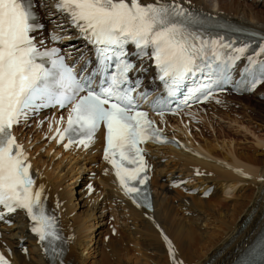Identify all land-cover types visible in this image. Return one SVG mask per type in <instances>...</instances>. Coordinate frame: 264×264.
<instances>
[{
    "label": "bare ground",
    "instance_id": "obj_1",
    "mask_svg": "<svg viewBox=\"0 0 264 264\" xmlns=\"http://www.w3.org/2000/svg\"><path fill=\"white\" fill-rule=\"evenodd\" d=\"M174 1L203 12L215 10L225 19L264 30V0H252L249 7L236 0L230 3L218 0L215 6L203 0ZM34 2L44 23V28L36 32L37 40L46 39L51 30H72L55 8L56 0ZM79 46L77 42L72 49ZM249 96L255 104L242 102V97L233 99L221 95L217 103L190 108L186 117L176 124L175 119L168 118L167 132L179 140V147H146L153 187L152 211L137 206L125 194L112 165L101 157V134H96L88 147L74 143L65 149L64 142L57 143V135L49 138L55 129L50 121L45 123L46 136L28 127L32 120L15 127L17 140L37 170L38 182L47 190L53 213L59 216L66 246L64 261L71 264H228L234 260L264 224V159L248 155L241 150L243 145L232 138L225 140L226 134L212 122L214 118L235 121L239 107L253 109L254 124L264 132V107L261 106L264 84ZM49 113L50 119L57 115L56 110ZM42 117H37L35 122ZM195 118L197 124L203 123L204 136L211 130L218 139L204 136L196 139L188 126L196 123ZM253 135L252 146L264 149V137L254 132ZM168 159L174 163L163 162ZM83 170L89 174L74 189ZM189 176L195 180L192 187L188 182L177 189L169 185L171 179ZM208 187H212L209 196L202 197V190ZM106 208L111 209L109 214L118 227L115 234L107 230L102 236L101 225L106 217L112 218L103 214ZM17 218L12 225L0 228V246L10 264H48L41 247L28 234L26 221L19 215ZM87 228H91L89 233H85ZM123 240L130 242V246L132 243L133 252L122 247ZM168 241H171V252Z\"/></svg>",
    "mask_w": 264,
    "mask_h": 264
},
{
    "label": "snow or ice",
    "instance_id": "obj_2",
    "mask_svg": "<svg viewBox=\"0 0 264 264\" xmlns=\"http://www.w3.org/2000/svg\"><path fill=\"white\" fill-rule=\"evenodd\" d=\"M56 7L94 46L99 67L87 76L78 78L75 69L58 55L59 49L39 50L32 33L44 25L32 22L36 14L31 0H0V206L8 213L24 210L41 242L60 237L55 217L46 214L43 186L34 187L28 156L11 133L13 125L29 111L71 105L67 127L56 130L61 141L69 137L64 147L74 143L88 147L103 126L104 159L112 165L125 194L138 195L140 189L133 182L143 185L148 180L144 150L139 145L162 137L148 113L138 110L135 89L128 86L135 65L126 58L131 54L126 46L135 45L137 55L154 59L170 96L189 76L204 74L209 82L192 89L190 97L208 93L217 82L220 64L234 65L250 47L247 43L235 47L222 37L209 39L192 30L193 13L174 0L147 4L141 0H57ZM50 38L61 39L56 34ZM262 54L264 43L255 55ZM38 57L51 58V68L37 63ZM247 60L264 75V60L253 55ZM113 66L114 71L108 73ZM168 243L171 252V241ZM0 264H9L2 254Z\"/></svg>",
    "mask_w": 264,
    "mask_h": 264
},
{
    "label": "rangeland",
    "instance_id": "obj_3",
    "mask_svg": "<svg viewBox=\"0 0 264 264\" xmlns=\"http://www.w3.org/2000/svg\"><path fill=\"white\" fill-rule=\"evenodd\" d=\"M204 2H206L207 4H210V6H215L216 5V3L218 2V0H203ZM232 2V0H228V3H230V2ZM244 1V2H243ZM251 1L252 0H236V2H241L242 4H244L245 5V7H249L250 5H251ZM235 3V2H234ZM243 5V6H244ZM227 96H229V97H233V99L235 98H240V97H242L241 99H243V101L242 102H250L251 104H255V102L252 100V98L249 96V95H251V94H249V95H243V96H234V95H229V94H226ZM251 99V100H248V99ZM253 106V105H252ZM261 106H263L264 107V104H262ZM255 109H256V107H255ZM238 110V109H237ZM240 110H242V112L240 111ZM247 113H246V112ZM253 109H245V108H242V107H239V110L237 111V113L239 114L237 117H236V119H235V121H230V120H225V119H216V118H214L213 119V122H212V124H213V126L214 127H219V128H221L222 129V131L226 134V136H225V140H227V139H234L235 140V142H237V143H239V144H241V145H243L242 147H241V150L242 151H245L246 153H248V155H256L257 157H259V159H261V158H263L264 159V149L263 148H259V147H256V146H252V143H254V141H255V139H254V135H253V132L255 133V135H258L259 137H264V132L262 131L263 129L262 128H259L260 126H258V125H256V124H254V114H255V112L253 111ZM244 112V113H243ZM246 113V114H245ZM244 114V115H243ZM250 118H249V117ZM253 118V119H252ZM238 120H240V121H238ZM241 120L243 121V122H241ZM251 120V121H250ZM176 121V120H175ZM238 121V122H237ZM246 121V122H245ZM234 122V123H233ZM237 122V124H235ZM240 122H241V124H240ZM177 123V122H176ZM251 123V125H249ZM203 123L202 122H200V123H198L197 124V122L196 123H194V124H190V125H188L189 126V128H190V132L195 136V138L196 139H202L201 137H203L204 136V134L206 133V132H202V129H203V127L201 126ZM247 124V125H246ZM249 125V126H248ZM180 126H182V124L180 125ZM243 126V127H242ZM246 126V127H245ZM201 127V128H200ZM31 128H32V130L34 131V130H36V128H34L32 125H31ZM245 128V129H244ZM246 128H247V132L246 131H244V130H246ZM256 128V129H255ZM228 129H231L232 131H228ZM249 130V131H248ZM253 131V132H252ZM37 132H39L40 134H42L43 133V130H38L37 129ZM250 133V134H249ZM263 133V134H262ZM207 134L208 135H205L204 137H209V138H211V139H213V137H214V139H218V138H216L215 137V134L214 133H212L211 132V130H209L208 132H207ZM252 134V135H251ZM220 138H222V137H220L219 136V141L221 140ZM248 141V142H247ZM249 143V144H248ZM246 147V149H245V147ZM251 146V147H250ZM262 151H263V153H262ZM42 153H44V152H42ZM258 154H259V156H258ZM169 161H170V163H169ZM163 162H168L169 164H173L174 162H171V159H168V160H164ZM181 168V167H180ZM258 170H259V168H258ZM90 172V171H89ZM197 173V172H196ZM87 174H89L88 172H86V170H83V172L81 173V175L82 176H80V178L77 180V182H75V184H74V189L80 184V183H82L83 182V180L85 179V176H87ZM77 176V175H76ZM79 176V175H78ZM166 180V179H165ZM70 182V181H69ZM66 183H68V182H66ZM72 185H70L69 186V188L71 189V190H73L72 189V187H71ZM178 187H176V188H174V189H177ZM229 191H233V189L232 190H229ZM235 192H237V191H235ZM183 195H184V190H183V192H181ZM100 198H101V196H100ZM212 200V199H211ZM224 203V202H223ZM108 208V207H107ZM106 208V210L103 212V214H105V216L106 215H110L109 213L111 212V209H107ZM115 211L113 210V212H112V214L114 213ZM110 217H112V218H108V217H106V219H105V222L101 225L103 228V231H102V236H105V235H103V234H105L106 233V231L107 230H110L111 231V234H115V229L118 227L117 226V224L115 223V221L113 220V215H110ZM108 220V222H106ZM99 221H101V219L99 220ZM110 221L112 222V223H110ZM88 229V228H87ZM87 231V232H86ZM85 231V233H89L90 231H91V228L90 229H88V230H86ZM127 241H125V240H123L122 242H120L121 243V245H122V247H124V246H126V248H128V250L129 251H131V252H133V246H132V243H131V246H130V242H128L127 244ZM124 244H126V245H124ZM128 246V247H127ZM130 246V247H129ZM132 248V249H131ZM86 252V251H85ZM85 252H84V254H85ZM87 258L89 259L90 258V255H88L87 254ZM152 264V263H151Z\"/></svg>",
    "mask_w": 264,
    "mask_h": 264
}]
</instances>
